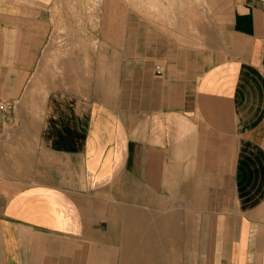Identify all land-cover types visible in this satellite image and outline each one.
I'll use <instances>...</instances> for the list:
<instances>
[{"label":"crops","instance_id":"1","mask_svg":"<svg viewBox=\"0 0 264 264\" xmlns=\"http://www.w3.org/2000/svg\"><path fill=\"white\" fill-rule=\"evenodd\" d=\"M53 3L0 0V264H81L104 202L264 264V0H107L86 76Z\"/></svg>","mask_w":264,"mask_h":264},{"label":"rangeland","instance_id":"2","mask_svg":"<svg viewBox=\"0 0 264 264\" xmlns=\"http://www.w3.org/2000/svg\"><path fill=\"white\" fill-rule=\"evenodd\" d=\"M106 1L54 0L52 5L55 25L52 43L54 47H83L84 72H86L84 76L90 71L89 66L94 59L95 51L105 47V41L98 34L103 31L105 22L103 18L106 17L107 12ZM127 2L135 10L146 4L148 12L162 15L161 6L160 4L156 6L155 0H127ZM113 210L111 217H108L110 213L105 202L100 204L97 244L77 241L79 243L76 245H81L82 257H84L81 264H91L86 257L94 255L96 251L97 264H124L125 261L133 264H207L205 257L210 248L211 229L203 227L201 219H195L192 239L191 233L187 236L185 232L182 236L176 227H172V231L170 229L161 232V225L170 227L169 211L157 213L117 205ZM131 213L147 214L148 219L129 223ZM128 241H131L132 248L123 253V246L125 243L128 244ZM67 245L68 254L73 253L74 245Z\"/></svg>","mask_w":264,"mask_h":264},{"label":"bare ground","instance_id":"3","mask_svg":"<svg viewBox=\"0 0 264 264\" xmlns=\"http://www.w3.org/2000/svg\"><path fill=\"white\" fill-rule=\"evenodd\" d=\"M197 27V26H196ZM161 227V232H163L164 230H167V231H170V229H171V231H172V226L170 225V227L169 228H167L166 226H164V225H161L160 226ZM131 236V235H130ZM131 243V241H128V244L126 243V244H124V248H123V253H125L127 250L128 251H130L131 250V248H132V243ZM152 245V244H151ZM151 248H152V246H151ZM124 264H133V263H131V262H126L125 261V263Z\"/></svg>","mask_w":264,"mask_h":264},{"label":"built area","instance_id":"4","mask_svg":"<svg viewBox=\"0 0 264 264\" xmlns=\"http://www.w3.org/2000/svg\"><path fill=\"white\" fill-rule=\"evenodd\" d=\"M12 108V106H9V105H6V104H2V105H0V109L2 110V111H8V110H10Z\"/></svg>","mask_w":264,"mask_h":264}]
</instances>
